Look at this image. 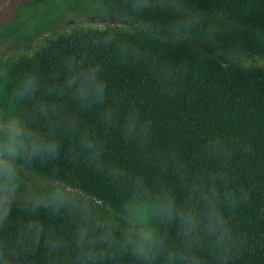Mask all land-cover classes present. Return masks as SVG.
Instances as JSON below:
<instances>
[{
    "label": "trees",
    "instance_id": "1",
    "mask_svg": "<svg viewBox=\"0 0 264 264\" xmlns=\"http://www.w3.org/2000/svg\"><path fill=\"white\" fill-rule=\"evenodd\" d=\"M40 1L50 2L27 0ZM75 2L98 9L109 22L52 31L0 62V117L23 74L36 71L46 82H58L73 57L102 65L107 102L81 112L70 97L59 98L78 114L76 129L62 138L56 159L32 161L26 171L68 183L109 212L119 210L137 178L152 189L181 192L192 176L211 174L221 194L235 197L231 223L240 240L228 264H264V0H182L201 18L188 35L174 30L167 8L136 12L129 0ZM209 25L216 29L211 36L205 33ZM106 108L114 113L110 125L102 121ZM129 118L146 131L126 135ZM85 132L101 147V167L79 146ZM28 192L18 195L0 228L9 264H67L78 218L68 209L32 211ZM58 238L65 247H57Z\"/></svg>",
    "mask_w": 264,
    "mask_h": 264
},
{
    "label": "clouds",
    "instance_id": "2",
    "mask_svg": "<svg viewBox=\"0 0 264 264\" xmlns=\"http://www.w3.org/2000/svg\"><path fill=\"white\" fill-rule=\"evenodd\" d=\"M129 3L136 12L167 8L174 16V30L184 35L200 25L199 14L190 12L182 0ZM215 31L209 25L205 33L211 36ZM110 42L111 37L104 41ZM61 70L63 79L52 83L36 71L27 72L5 98L7 114L0 117V228L28 184L26 168L35 160L56 159L62 138L76 129L78 114L69 113L59 98L70 97L81 112L106 105L102 65L73 57ZM113 119V110L106 108L103 123L110 125ZM124 130L134 136L146 131V126L140 128L129 118ZM79 146L88 160L102 166L101 147L92 134L83 133ZM215 181L211 174L195 175L177 192L166 186L152 189L137 178L116 212L84 200L68 183L49 182L43 189L29 191L26 205L32 211L68 209L78 218L67 264H228L240 240L231 223L235 197L230 192L221 194ZM33 228L38 234L40 228L30 224ZM57 247H65L60 238ZM9 254L0 247V264H9Z\"/></svg>",
    "mask_w": 264,
    "mask_h": 264
},
{
    "label": "rangeland",
    "instance_id": "3",
    "mask_svg": "<svg viewBox=\"0 0 264 264\" xmlns=\"http://www.w3.org/2000/svg\"><path fill=\"white\" fill-rule=\"evenodd\" d=\"M27 3V0L0 1V62L24 50L26 43L37 46L44 35L52 31H61L73 25L103 26L109 22L98 9L90 6L84 8L75 0H50L49 4L43 1ZM42 29L46 32L31 41L29 34L35 35ZM25 176L28 184L19 194L28 192L31 184L46 187L51 182L26 170Z\"/></svg>",
    "mask_w": 264,
    "mask_h": 264
}]
</instances>
